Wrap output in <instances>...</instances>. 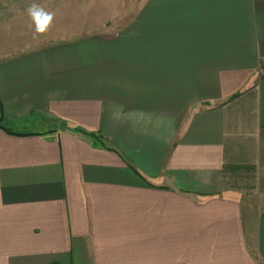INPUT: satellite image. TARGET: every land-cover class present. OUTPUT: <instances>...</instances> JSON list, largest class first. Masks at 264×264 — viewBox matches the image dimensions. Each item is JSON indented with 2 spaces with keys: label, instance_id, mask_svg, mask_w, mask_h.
Wrapping results in <instances>:
<instances>
[{
  "label": "crops",
  "instance_id": "0c3cea01",
  "mask_svg": "<svg viewBox=\"0 0 264 264\" xmlns=\"http://www.w3.org/2000/svg\"><path fill=\"white\" fill-rule=\"evenodd\" d=\"M30 1L0 0V264H264V0L43 35Z\"/></svg>",
  "mask_w": 264,
  "mask_h": 264
},
{
  "label": "rangeland",
  "instance_id": "374dc122",
  "mask_svg": "<svg viewBox=\"0 0 264 264\" xmlns=\"http://www.w3.org/2000/svg\"><path fill=\"white\" fill-rule=\"evenodd\" d=\"M110 0H32L30 4L36 3L41 7H77L81 10L82 23L85 18L87 24V34L96 33L105 23L112 21L115 16L119 23L128 22L135 14L140 0H113L115 7H111ZM115 9V15L111 14ZM85 12L82 14V12ZM73 22V20H72ZM78 22V21H77ZM105 27V26H103ZM230 185L245 187L249 191V186L254 183V172L246 168L236 169L228 175ZM249 193V192H248Z\"/></svg>",
  "mask_w": 264,
  "mask_h": 264
},
{
  "label": "clouds",
  "instance_id": "9594fccd",
  "mask_svg": "<svg viewBox=\"0 0 264 264\" xmlns=\"http://www.w3.org/2000/svg\"><path fill=\"white\" fill-rule=\"evenodd\" d=\"M26 12L34 25L35 35H43L52 27L54 14L46 11L39 4H30L27 7Z\"/></svg>",
  "mask_w": 264,
  "mask_h": 264
},
{
  "label": "trees",
  "instance_id": "16d2710c",
  "mask_svg": "<svg viewBox=\"0 0 264 264\" xmlns=\"http://www.w3.org/2000/svg\"><path fill=\"white\" fill-rule=\"evenodd\" d=\"M78 131L81 132L82 134L88 135V136L93 137V138H96L97 137V134L96 133L90 132V131L85 130L83 128H78Z\"/></svg>",
  "mask_w": 264,
  "mask_h": 264
}]
</instances>
